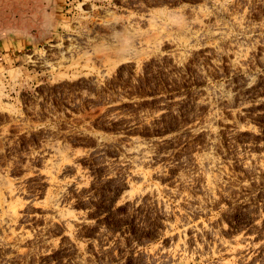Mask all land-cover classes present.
Returning <instances> with one entry per match:
<instances>
[{"label":"rangeland","instance_id":"1","mask_svg":"<svg viewBox=\"0 0 264 264\" xmlns=\"http://www.w3.org/2000/svg\"><path fill=\"white\" fill-rule=\"evenodd\" d=\"M0 264H264V0H0Z\"/></svg>","mask_w":264,"mask_h":264},{"label":"bare ground","instance_id":"2","mask_svg":"<svg viewBox=\"0 0 264 264\" xmlns=\"http://www.w3.org/2000/svg\"><path fill=\"white\" fill-rule=\"evenodd\" d=\"M71 53H72V51H71ZM141 152V158H144L147 154L146 153H144L142 150H140ZM139 152V151H138ZM138 152H134L135 154H137ZM5 192L6 193H11V187L9 188V187H6L5 188ZM2 194V193H1ZM15 209H8V211L6 212V214H5V216H4V218H3V221H4V223H6L7 225H9L10 224V222L13 220V218H14V216H15Z\"/></svg>","mask_w":264,"mask_h":264}]
</instances>
